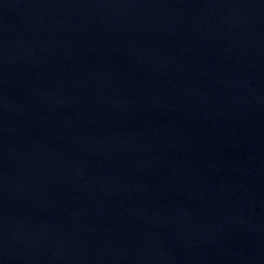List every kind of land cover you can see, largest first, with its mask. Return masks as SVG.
I'll list each match as a JSON object with an SVG mask.
<instances>
[{"label": "water", "instance_id": "water-1", "mask_svg": "<svg viewBox=\"0 0 264 264\" xmlns=\"http://www.w3.org/2000/svg\"><path fill=\"white\" fill-rule=\"evenodd\" d=\"M0 264H264V0H0Z\"/></svg>", "mask_w": 264, "mask_h": 264}]
</instances>
